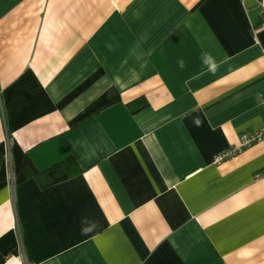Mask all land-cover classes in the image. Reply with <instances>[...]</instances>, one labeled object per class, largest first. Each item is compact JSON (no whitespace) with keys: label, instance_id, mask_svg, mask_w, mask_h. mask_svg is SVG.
Returning <instances> with one entry per match:
<instances>
[{"label":"crops","instance_id":"obj_1","mask_svg":"<svg viewBox=\"0 0 264 264\" xmlns=\"http://www.w3.org/2000/svg\"><path fill=\"white\" fill-rule=\"evenodd\" d=\"M263 126L264 0H0V264H264Z\"/></svg>","mask_w":264,"mask_h":264},{"label":"trees","instance_id":"obj_2","mask_svg":"<svg viewBox=\"0 0 264 264\" xmlns=\"http://www.w3.org/2000/svg\"><path fill=\"white\" fill-rule=\"evenodd\" d=\"M16 182L35 178L41 187L63 181L79 171L72 156L57 161L45 169H38L20 147L14 143L11 146ZM6 184V144L0 143V189Z\"/></svg>","mask_w":264,"mask_h":264},{"label":"built area","instance_id":"obj_3","mask_svg":"<svg viewBox=\"0 0 264 264\" xmlns=\"http://www.w3.org/2000/svg\"><path fill=\"white\" fill-rule=\"evenodd\" d=\"M264 139V126L262 129L251 133V134H242L239 137V143L234 146L227 147L223 151L217 153L214 156V162L219 163L223 161L224 159L235 155L236 153L240 152L243 148L248 147L252 145L253 143H256L258 141H261ZM6 144V143H5Z\"/></svg>","mask_w":264,"mask_h":264}]
</instances>
